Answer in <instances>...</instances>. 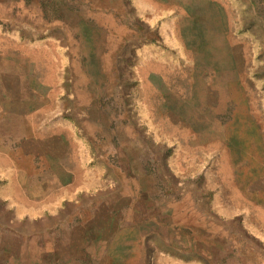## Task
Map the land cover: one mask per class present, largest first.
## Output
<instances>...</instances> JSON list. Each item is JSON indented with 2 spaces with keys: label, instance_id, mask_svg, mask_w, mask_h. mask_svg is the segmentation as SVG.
Listing matches in <instances>:
<instances>
[{
  "label": "rangeland",
  "instance_id": "374dc122",
  "mask_svg": "<svg viewBox=\"0 0 264 264\" xmlns=\"http://www.w3.org/2000/svg\"><path fill=\"white\" fill-rule=\"evenodd\" d=\"M57 1L0 0V264H264V0H144L139 68Z\"/></svg>",
  "mask_w": 264,
  "mask_h": 264
},
{
  "label": "crops",
  "instance_id": "0c3cea01",
  "mask_svg": "<svg viewBox=\"0 0 264 264\" xmlns=\"http://www.w3.org/2000/svg\"><path fill=\"white\" fill-rule=\"evenodd\" d=\"M42 1L45 2L47 0H42ZM57 2L60 7L66 4L65 0H58ZM119 2H120L122 11L125 13H128L126 15H128L129 18L133 20V22L138 26L140 30V32H138V38L135 41H133L134 43H136V46L133 47L134 50H132V53H133L132 59L138 61L137 66L139 68L141 65L143 56H144L142 50H145L148 48V44L146 42L147 34L148 33L150 34V32H153L160 38V40H162L163 38L162 23L164 19L162 18L163 17L162 13L166 11V8H162L163 6H160V8H151V6H148V4L144 2V0H119ZM91 5H92V9L95 10V12H110V11L115 10L111 5L104 3L103 0H91ZM209 8H210V5L207 3L204 4V1H202L201 3H198L196 9L194 10L195 12L193 16L194 20L198 23L203 18L204 11L205 10L208 11ZM173 17H176L175 12L172 15H170L168 18H166L165 25H168L167 22H171ZM158 18L160 19L159 23H156V24L151 23V20H154L156 22L158 21L157 20ZM215 21L220 24V16L215 17ZM10 40L16 41L14 40V37L13 39H10ZM46 43L49 44L50 40ZM136 51H139L138 54H136ZM72 191L75 192L74 189ZM70 192L71 191L64 193L63 195L66 197L68 193Z\"/></svg>",
  "mask_w": 264,
  "mask_h": 264
}]
</instances>
